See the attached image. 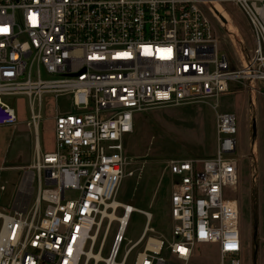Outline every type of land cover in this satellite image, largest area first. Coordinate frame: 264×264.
Listing matches in <instances>:
<instances>
[{
  "label": "built area",
  "instance_id": "2783aa9c",
  "mask_svg": "<svg viewBox=\"0 0 264 264\" xmlns=\"http://www.w3.org/2000/svg\"><path fill=\"white\" fill-rule=\"evenodd\" d=\"M206 1L0 0V126L18 122L4 96L26 95L35 139L12 206L0 211V264H126L143 241L134 264H165L164 249L188 264L203 243L218 244V264H243L240 205L225 193L238 183L237 118L219 111V98L232 81L253 106L264 96V0H226L242 9L253 35L239 68L219 52ZM64 94L79 112L56 111L55 149L43 151L44 100ZM195 102L216 113L215 153L167 161L172 235H150L152 213L115 199L128 163L125 140L139 113ZM133 211L146 223L117 261ZM105 220L98 255L111 224L118 226L108 256L97 258L90 252Z\"/></svg>",
  "mask_w": 264,
  "mask_h": 264
},
{
  "label": "rangeland",
  "instance_id": "374dc122",
  "mask_svg": "<svg viewBox=\"0 0 264 264\" xmlns=\"http://www.w3.org/2000/svg\"><path fill=\"white\" fill-rule=\"evenodd\" d=\"M201 6L211 20L219 41V52L225 53L232 66L239 68L242 55H248L253 47L252 30L246 15L232 1L207 0ZM229 26L233 28L228 30ZM47 76L43 71V77ZM231 90L219 98V111L236 114L238 183L226 188L225 193L236 198L240 205L243 264H264V96L258 94L253 106L249 92L240 83L232 81ZM4 100L15 107L18 115L17 124L0 126V181L6 184V190H0V211L7 212L12 206L22 168L33 161L35 139L33 127L28 125L31 120L28 97L4 96ZM56 111L79 112L71 94L45 98L39 125L43 151L55 149ZM253 117L256 121L255 137L252 133ZM215 126L216 113L206 102L159 107L136 116L134 132L125 140L128 163L115 199L119 202L133 201L136 208L152 213L150 224L155 232H149L150 235L163 234L166 238L172 235L170 196L173 185L167 161L213 155L216 150ZM130 171L132 175L126 174ZM74 195L75 192H66L67 198ZM116 214L120 216L122 209ZM106 223L107 220L103 223L94 252L98 250ZM145 223L146 216L142 212L131 213L117 261L122 260L126 247L138 240ZM117 226V221L111 224L101 252L103 257L108 256ZM144 242L131 251L126 264H134L136 253L142 250ZM162 255L166 259L165 264H183L168 249H164ZM219 258L218 244H197L188 264H218Z\"/></svg>",
  "mask_w": 264,
  "mask_h": 264
},
{
  "label": "bare ground",
  "instance_id": "6f19581e",
  "mask_svg": "<svg viewBox=\"0 0 264 264\" xmlns=\"http://www.w3.org/2000/svg\"><path fill=\"white\" fill-rule=\"evenodd\" d=\"M213 1H215V0H209V2H213ZM233 27H231V26H229V29L228 30H230V29H232ZM120 236L122 235V232H120V234H119ZM152 241L154 242V243H157L158 244V241H156L155 239H152ZM118 245V242L116 243V246ZM91 254H95L96 255V257L97 258H100L102 255H98V254H96L95 252H90ZM103 257V256H102Z\"/></svg>",
  "mask_w": 264,
  "mask_h": 264
},
{
  "label": "water",
  "instance_id": "95a60500",
  "mask_svg": "<svg viewBox=\"0 0 264 264\" xmlns=\"http://www.w3.org/2000/svg\"><path fill=\"white\" fill-rule=\"evenodd\" d=\"M252 133H253V137H255L256 136V121H255V117H253Z\"/></svg>",
  "mask_w": 264,
  "mask_h": 264
},
{
  "label": "crops",
  "instance_id": "0c3cea01",
  "mask_svg": "<svg viewBox=\"0 0 264 264\" xmlns=\"http://www.w3.org/2000/svg\"><path fill=\"white\" fill-rule=\"evenodd\" d=\"M170 217H171V214H170ZM171 222H172V225H173V220H172V217H171Z\"/></svg>",
  "mask_w": 264,
  "mask_h": 264
}]
</instances>
